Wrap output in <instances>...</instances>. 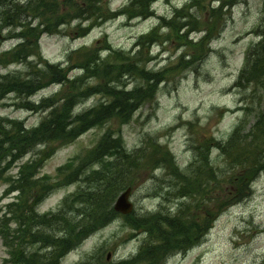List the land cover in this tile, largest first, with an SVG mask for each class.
I'll return each instance as SVG.
<instances>
[{
    "label": "trees",
    "instance_id": "1",
    "mask_svg": "<svg viewBox=\"0 0 264 264\" xmlns=\"http://www.w3.org/2000/svg\"><path fill=\"white\" fill-rule=\"evenodd\" d=\"M86 1L89 3L87 11L89 16L79 20L94 19L97 23L99 19L106 17L97 8L91 14L90 9L99 0ZM149 1L134 0L129 13L143 14ZM19 3L18 0H0V22H2L0 31L3 27H11L13 29L11 33L26 41L9 54L0 56L1 64L20 62L25 66L23 71H13L7 76H0V101L14 90L19 98L18 106L33 112L46 110V116L40 125L33 129H28L19 120L0 118V165L3 169L17 163L37 147L44 148L38 152L36 159L24 164L21 178L13 187L27 196L24 199L20 198V202L14 204L17 207L15 215L21 209L18 217L15 218L19 222V227L13 229L9 222L1 230L11 262L59 264L60 259L79 245L85 235L113 218H111L113 215L111 205L121 190L132 186L138 180L139 166H143L145 171L155 168H163L166 172L168 170L172 179L168 181L162 178L163 197L169 200L166 196L173 195L183 202L188 199L191 202L178 204L179 209L175 214H164L161 211L145 217L137 216L130 226L137 233L142 231L146 234L139 256L133 261L110 264H164L170 255L185 253L199 245L205 237L206 217L200 221L201 214L192 212L191 205L199 201L205 205V197H208L212 203L213 189H222L223 185L226 187L218 200L221 206L217 210L221 211L231 204L242 201L250 194L252 180H255L264 169V111L259 115L256 126L251 132L244 133L245 129L240 125L228 142H217L213 137L207 136L196 138L192 143L195 151L194 161L184 170L176 163L171 149L159 144L152 136L148 137L149 142L142 148L128 152L120 135L122 128L131 123L134 114L143 104L152 100L156 87L153 89L150 81L157 80H150L153 78L152 75L143 72L139 56L131 58L109 46L107 47L109 53L104 58L99 49L83 48L70 54L66 66L50 63L41 54L39 39L44 32L57 31L60 25L74 20L75 18L70 15L63 16V13L72 6H78L79 1L64 0V3L60 4L58 0H28L25 6ZM180 12L185 10L178 11V14ZM214 12L219 11L214 10ZM81 14L82 11L80 16ZM179 17L182 16L177 15L172 22L166 24L171 28L172 23V29L178 38H187L189 31L185 35L181 32L186 26L192 25V28H196L199 23H183ZM35 20L39 21L37 28L32 26ZM17 29L20 30L19 33H14ZM255 31L259 34L260 41L248 50L238 84L241 87L251 86L255 91H262L264 90V8ZM83 32V35H86L89 28L82 29L81 34ZM211 34L212 31L209 30V35ZM204 41L205 39L201 43ZM189 44L193 43L189 42ZM30 57L35 59L27 60ZM142 59L143 62L144 55ZM185 64L182 63L177 67H183ZM77 69L81 71V75L70 78L69 73ZM127 78L132 80L143 78L149 82L144 87L134 88L131 91L126 86ZM54 83L62 86L61 91L55 93L56 95L44 98L39 103L31 100L42 89ZM13 86L16 90L11 89ZM93 97L99 98L94 106L77 114L73 113L77 104ZM112 121H119L118 130L110 127ZM95 128L106 129L95 148L76 156L74 160L60 168L58 179L50 176L37 177L45 162L58 149L75 143L82 135ZM215 149L220 155L217 159H212ZM97 162L100 166L95 170L92 165ZM222 168L225 170L222 171ZM202 171L210 173L205 184L200 180ZM220 174L224 176L222 181L219 179ZM191 175L194 177L189 179ZM79 179L88 188L78 194L74 201L81 200L92 205L87 221L80 230L74 219L77 215L72 212L70 206H65L55 214L38 215L35 212V207L54 188ZM232 186L236 191L230 188ZM172 188H174L173 192ZM28 197L32 200L29 201ZM213 210L208 211L212 217L217 214L213 213ZM78 218L84 219L83 214H78ZM208 222L211 224L210 218ZM30 247L37 251L28 253ZM84 264H105V262L102 256L98 255Z\"/></svg>",
    "mask_w": 264,
    "mask_h": 264
},
{
    "label": "rangeland",
    "instance_id": "2",
    "mask_svg": "<svg viewBox=\"0 0 264 264\" xmlns=\"http://www.w3.org/2000/svg\"><path fill=\"white\" fill-rule=\"evenodd\" d=\"M78 1V6H72L63 13V16L70 15L78 20L66 23L57 32L47 33L41 38V54L53 63L68 61L72 52L83 47L104 50L110 44L116 49L134 52L140 37L157 27L159 17L172 20L175 15H180L182 17H179V20L183 23H199L196 28H192V25L186 26L185 29L189 33L201 30L209 34L211 30V35H214L210 42L201 43L203 32L201 35L189 34V39L199 41L191 45L187 38H178L171 23V28L168 29L166 26L164 30H158V35L162 36L157 37L161 40L157 41L159 44L154 47L152 44L150 48L145 46L139 51L140 63L144 54H147L145 60L150 58L149 54L155 58L147 64L146 69L154 70L152 77L157 81L153 82L152 87L153 89L156 87V92L152 100L143 104L135 113L132 122L122 128L121 138L130 150L142 148L149 142V136H157L161 143L171 148L180 168L185 169L194 161L195 151L192 143L196 138L213 135L219 140H224L240 125L245 129L244 133H249L255 128L258 113L264 109V96L253 95L252 90L241 87L237 80L238 73L244 67L249 47L259 41L254 29L259 23L264 0H240L229 12L224 10L222 13L214 10L219 9L220 3L229 2L227 0H170V4L167 0H161L154 7L156 11L153 9L154 16L140 20H129L130 13L117 18H113L114 14L108 13L109 7L119 10L130 0H99L90 9L91 14L97 8L106 17L102 23L90 20L91 24L95 23L98 27L91 29L89 35H83L84 32L81 34L79 21V18L89 16L87 14L89 3L86 0ZM58 3L63 4L64 0H58ZM188 3L189 7L185 12L176 14V9H181ZM110 18L112 20H109ZM168 33L169 38L166 37ZM8 34L7 29L0 31V53L16 45L14 40H9ZM182 63L186 64L177 67ZM142 66L145 64L142 63ZM21 67L24 65L7 66V70L2 67L0 69L2 73H6L8 70ZM185 69L192 70L183 72ZM77 75H80V70L70 74L73 77ZM147 82L140 78L137 84L133 82L127 85L131 89L140 84L146 85ZM11 89L16 90V87L13 86ZM61 89L59 83H54L41 90L33 100L40 102L44 98L56 95L55 93ZM7 96L5 102H0V117L18 119L29 128L40 125L46 110L39 114L18 106L19 98L14 90ZM98 99L93 97L77 104L78 111L94 106ZM118 122L112 121L110 127L118 130ZM105 131V128H95L73 145L58 150L47 162L42 174L54 176L58 168L70 158L94 147ZM218 156L219 152L215 151L214 159ZM219 162L221 163V160ZM137 170L138 180L131 186V201L135 206L133 213L135 215H129L126 226L120 219L95 234L78 250L71 252L63 260V264H77L83 251L92 250L103 244L105 257L110 254L113 261L128 258L137 252L141 244V238L130 237L132 231L129 225L137 216L165 210L166 205L170 203L174 206V212L177 211L178 208L174 205L175 198L170 199L169 203H164L157 199L154 193L155 183L151 182L152 180L145 183L151 172L145 171L143 166H139ZM224 170L225 168H222V171ZM17 172V165H12L8 170V173L13 175ZM156 173L157 176L166 178L168 170L166 173L162 170ZM209 176L208 171H202L200 180L203 184ZM193 177L194 175H191L188 178ZM75 188L76 185L63 188L45 198L40 207L41 212L56 211L64 198ZM5 189V183L0 181V197ZM252 189L253 194L250 197L232 206L220 216H215L218 219L213 222L214 224H210L203 244L186 253L175 254L164 264H264V171ZM221 191L222 189H213L215 196L212 203L205 197V205L201 201L191 205L192 212L201 214L200 221L204 219L202 214L209 215L210 207L221 206V202L218 201L222 195ZM122 192L120 191L118 195L120 196ZM188 201L191 202L190 199ZM162 205L165 207H161ZM96 213L98 214V211ZM1 214L0 205V216ZM209 217L211 218L210 215ZM5 256L6 251L0 238V264H4Z\"/></svg>",
    "mask_w": 264,
    "mask_h": 264
},
{
    "label": "water",
    "instance_id": "3",
    "mask_svg": "<svg viewBox=\"0 0 264 264\" xmlns=\"http://www.w3.org/2000/svg\"><path fill=\"white\" fill-rule=\"evenodd\" d=\"M130 191L126 192L118 201L117 209L123 210L124 212H130L132 210V205L128 202Z\"/></svg>",
    "mask_w": 264,
    "mask_h": 264
},
{
    "label": "bare ground",
    "instance_id": "4",
    "mask_svg": "<svg viewBox=\"0 0 264 264\" xmlns=\"http://www.w3.org/2000/svg\"><path fill=\"white\" fill-rule=\"evenodd\" d=\"M165 22H172V20H170V19H165ZM238 88H240V87H238ZM173 189H174V188H172V192L174 191Z\"/></svg>",
    "mask_w": 264,
    "mask_h": 264
}]
</instances>
